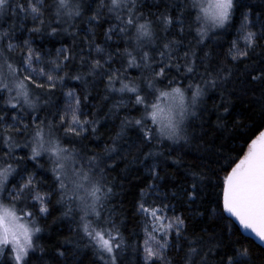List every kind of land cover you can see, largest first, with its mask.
Returning a JSON list of instances; mask_svg holds the SVG:
<instances>
[{
  "label": "snow or ice",
  "instance_id": "obj_1",
  "mask_svg": "<svg viewBox=\"0 0 264 264\" xmlns=\"http://www.w3.org/2000/svg\"><path fill=\"white\" fill-rule=\"evenodd\" d=\"M244 7L239 0H180L145 15L141 0H0V257H7L5 264H32L37 250L45 251L37 242L43 231L39 220L50 214L53 202L61 210L57 219L75 225L61 247L90 249L92 264H123L130 246L138 264H264V256H254L232 238L231 220L226 228L217 225L227 213L264 243V55L254 59L257 49L264 53V19L252 21L251 9L241 11ZM237 11V36L214 57L208 41H218L235 26ZM9 19L15 22L5 26ZM17 24L29 34L22 41ZM101 29L104 40L97 42ZM62 33L72 45L57 48L55 56L33 45V34ZM68 81L103 83V100L111 102L105 116L124 112L120 130L100 151L85 143L100 138L97 113L84 110L90 93L78 94ZM57 89L62 108L53 103ZM210 92H217L219 101L208 109ZM240 99L250 102L261 124L258 134L245 140L247 147L232 155L214 141L247 127L239 116L231 118ZM210 111L216 114L211 132L203 119ZM196 121L199 138L189 135ZM130 129L139 134L135 142L125 140ZM208 135L212 142L204 141ZM193 140L191 161H172L184 167V177L162 194L159 181L166 176L157 161L165 152L160 149L165 142ZM120 141L133 161H152L151 182L141 188L133 211L144 239L131 245L121 230L123 220L117 222L123 206L117 209L113 202L110 175ZM210 190L217 195L208 213ZM173 200L186 206V215L175 214ZM204 216L207 222L197 229L195 218ZM66 252L58 248L57 256Z\"/></svg>",
  "mask_w": 264,
  "mask_h": 264
},
{
  "label": "trees",
  "instance_id": "obj_2",
  "mask_svg": "<svg viewBox=\"0 0 264 264\" xmlns=\"http://www.w3.org/2000/svg\"><path fill=\"white\" fill-rule=\"evenodd\" d=\"M172 3H180V0H141L142 8L141 10L148 15L149 13L156 14L163 11L165 6H170ZM239 4L245 6L241 9L248 10L251 9L250 19L254 22H258L260 19H264V0H239ZM94 6V5H93ZM240 11L234 13V23L235 26L227 30L223 36L218 41H208L212 45L211 54L215 57L218 54L222 55L223 51L227 50L230 42L236 38V28L239 27ZM14 19H9L5 26H9L14 23ZM0 23H4L0 20ZM27 26L31 27V21H27ZM83 27V26H82ZM107 25H104L106 28ZM258 27V24H257ZM17 37L22 41L29 34L26 30H19V25L17 24ZM76 31V29H71ZM33 45L38 50H41L47 56L51 53L55 56L56 49L60 47H68L72 45V39L67 34H60L58 36H48L47 34L37 35L33 34ZM81 38H83V33H81ZM103 29L98 30L97 42H103ZM243 46V43H241ZM78 51V49H77ZM258 55L254 59H260V50L257 49ZM131 75H136L135 70H130ZM91 81V78H88ZM67 85L69 87H76L78 94L83 95L86 91L90 93L88 102L84 105V110L89 113L96 112L97 118L100 119L99 125V139L90 138L85 143L89 148H93L96 151H100L105 147V144L111 143L110 137L114 136L117 131L120 130V119L123 117L124 112L121 111L119 117L105 116L111 107V102H106L103 100L104 95V84L100 82L89 83L85 86L82 82L68 81ZM67 88H65V91ZM206 106L211 109L213 104L219 101V94L217 92H210L207 97H205ZM53 103L55 105L63 107V96L59 89L55 91L53 97ZM55 111V108L52 109ZM239 116L244 123L247 125L246 128H241L228 134L225 133V138L223 140L216 139L214 145L222 151L230 152L232 155H236L237 152L243 147L246 148L245 140L252 136L256 132L257 127L261 124L260 117L258 115H253L251 111L250 102L246 99L235 100L231 108V118H236ZM252 116V119L249 117ZM230 118V119H231ZM203 119L207 120L209 123L205 125L206 128L211 132L212 122L216 119V114L214 112H208L205 114ZM199 121L195 122V131L191 128L189 129L190 136H196L199 138L202 133L199 128ZM264 130V129H261ZM258 134V132H256ZM139 134L134 130H128V134L125 137L126 141L135 142ZM254 138V136H253ZM204 141L212 142L211 135L204 136ZM120 153L117 156L114 154L115 169L111 171L110 175L115 180V195L113 197V202L115 203L117 209L123 206V213L120 215L117 222L123 220L122 232L125 237L128 238L130 245L135 242L142 243L144 239L142 226L139 223L140 218L133 216L134 205L139 198L141 188H144L147 183L151 182V177L147 173V165H150L152 161H147L145 164H140L133 161L132 155H128V145L124 141H120ZM202 148L207 147L206 144L201 145ZM196 141L193 140L191 143L185 145L181 142L180 145H168L165 142L160 150L165 152L164 156L158 158L159 171L162 176H166L165 180L159 181L164 187L161 188V193L165 191H170L173 184L179 182L181 178L184 177V167L177 166L172 161L180 158L184 165L191 161L193 155L195 154ZM135 149H133V153ZM242 154V153H241ZM123 157V158H122ZM112 161H110L111 163ZM31 168V162H28ZM42 176L48 177L49 173L44 172L41 169L36 170ZM222 175V173H221ZM217 193L214 191L209 192L208 196V213L212 212V208L215 207V198ZM151 199V198H150ZM176 211L175 214H187L185 211L186 206L177 203L175 200L171 201ZM61 214L59 206L53 204L50 206V214L47 217H41L39 220V226L43 231L38 235V243L43 245L45 251L41 253L39 249L35 253L32 259V264H92L94 257L90 249L79 248L75 249L73 245H63L61 247L62 241L70 236L71 229L75 226L68 219H57ZM172 211H169V215H172ZM225 216V214H224ZM226 217V216H225ZM189 219H192L190 216ZM229 218L220 221L217 220V225L222 227H228ZM207 222V216L196 217L194 220V226L199 229L203 224ZM233 233V239H239L241 244L249 247L256 257L264 256V250L255 244L252 240L245 238L238 228L232 223L231 224ZM65 250L67 249L65 257L57 256V249ZM7 257H0V264H5ZM123 264H138L139 257L136 252L132 250L130 246L122 257ZM259 264V262H257Z\"/></svg>",
  "mask_w": 264,
  "mask_h": 264
},
{
  "label": "water",
  "instance_id": "obj_3",
  "mask_svg": "<svg viewBox=\"0 0 264 264\" xmlns=\"http://www.w3.org/2000/svg\"><path fill=\"white\" fill-rule=\"evenodd\" d=\"M224 214L227 218H229L232 221V223L238 228V230L241 232V234L245 238L252 240L255 244H257L258 246H260L264 250V243L260 242L259 239L257 237H255V235L250 232V230H245L244 228H242L239 225L238 221L235 220L234 217H228L227 213H224Z\"/></svg>",
  "mask_w": 264,
  "mask_h": 264
},
{
  "label": "rangeland",
  "instance_id": "obj_4",
  "mask_svg": "<svg viewBox=\"0 0 264 264\" xmlns=\"http://www.w3.org/2000/svg\"><path fill=\"white\" fill-rule=\"evenodd\" d=\"M241 43H243V42L241 41Z\"/></svg>",
  "mask_w": 264,
  "mask_h": 264
}]
</instances>
